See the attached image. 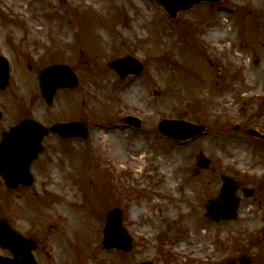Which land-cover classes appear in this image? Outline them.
<instances>
[{"label": "rangeland", "instance_id": "374dc122", "mask_svg": "<svg viewBox=\"0 0 264 264\" xmlns=\"http://www.w3.org/2000/svg\"><path fill=\"white\" fill-rule=\"evenodd\" d=\"M13 2L0 0V51L11 59L12 82L31 100L46 67L71 64L78 86L58 90L53 108L35 101V116L49 125L84 122L90 130L86 139H47L32 189L11 191L0 179V219L40 243L38 262L60 264L48 255L65 254L64 264H229L243 256L264 264V142L248 134L264 133V0L201 3L176 19L156 0ZM28 13L55 21L44 24L36 42H28ZM225 23L230 37L210 38ZM55 27H67L71 38L59 39ZM127 55L144 69L121 80L109 63ZM127 116L139 117L142 127L128 126ZM162 119L204 125L206 133L180 143L161 135ZM113 153L120 161L143 159L135 167L114 165ZM199 155L210 166L194 176ZM222 175L240 183L239 217L215 223L205 204L218 197ZM248 189L253 195L245 197ZM46 203L53 207L40 211ZM112 208H121L134 236L130 253L102 248ZM189 219L208 235L178 255Z\"/></svg>", "mask_w": 264, "mask_h": 264}, {"label": "water", "instance_id": "95a60500", "mask_svg": "<svg viewBox=\"0 0 264 264\" xmlns=\"http://www.w3.org/2000/svg\"><path fill=\"white\" fill-rule=\"evenodd\" d=\"M175 18L180 10H188L195 4L204 0H158ZM220 1V0H208ZM135 65V66H134ZM112 67L116 69L122 78H125L129 73H141L142 66L139 62L127 57L112 63ZM62 73L60 76L54 74ZM66 70L61 67L51 68L41 78L45 96L51 104L54 93L57 87L74 86L71 79L64 78ZM54 77V78H53ZM125 121L130 124H135L137 127L140 123L137 119L127 117ZM160 131L171 138L189 139L198 136L204 130L203 127L195 126L189 122L182 120H162L159 125ZM52 130L59 131L63 136H85L86 130L83 125L68 124L56 126ZM48 131L42 130L38 124L32 122H24L17 128H14L11 133L5 136V139L0 149V173L5 178L9 187H17L19 184L30 185L28 170L35 155L41 150L40 144L42 138ZM252 134L262 137L264 136L251 131ZM7 137V138H6ZM12 140L11 142H9ZM13 153V161L10 162L7 154ZM20 156V158H18ZM199 168H207L210 162L204 158L199 160ZM196 172H199L198 170ZM224 187L221 190L220 201L218 199L211 200L207 203V215L215 222L221 220H232L237 216L238 201L235 198V192L239 185L234 184L233 180L228 176H223ZM105 248H118L129 250L132 248L131 238L128 236L122 227V217L119 210L112 211L108 217V226L105 231ZM0 246L10 248L15 253L14 259L0 257V264H37L33 257L32 250L36 245L29 244L18 233L12 230L9 224L2 220L0 221ZM242 264H250L248 258L241 259ZM231 264L236 262L231 261ZM149 264V263H146Z\"/></svg>", "mask_w": 264, "mask_h": 264}, {"label": "bare ground", "instance_id": "6f19581e", "mask_svg": "<svg viewBox=\"0 0 264 264\" xmlns=\"http://www.w3.org/2000/svg\"><path fill=\"white\" fill-rule=\"evenodd\" d=\"M20 1L21 0H14L13 4L16 7H20V5H19ZM28 16L29 17H27L23 21V23L25 24L26 29L29 32V40H28V42H36V41H38L36 39V36L39 35L43 31L44 24H50L51 21L53 23H55L53 18L49 19L48 21H46V20L42 21L38 16H35L33 14L28 13ZM226 24L227 23H225L223 25V29L221 31H219V30L211 31L210 32V38H214L215 40L216 39H218V40H226L228 37H230L231 30L229 28H227ZM54 29H55L54 34L59 39L64 40V41H68L71 38V32L69 31V29L67 27H63V28L55 27ZM241 58H242V56H241ZM257 77L258 76H252L251 77V80H252L251 82H254L256 79H258ZM250 97L253 100L255 98V95L254 94L248 95V98H250ZM113 136H114L113 134L107 136V138L105 139V143L106 144H110L111 141H113ZM137 151H138V149H137ZM111 158L114 160V163H113L114 165H117V163L120 161V157H118V155H116L115 153H113L111 155ZM142 159L143 158H137V157L134 156V154L133 155L131 154L130 158L127 156L125 159L122 158L121 161H127V162H129L131 164V166L135 167V165L140 163L142 161ZM126 170L127 169H122L121 171H126ZM169 183L173 184L172 181H169ZM60 209H61V207H60ZM249 211H251V208H247V209L245 208L244 209V213L245 214L248 213ZM132 213L136 214L137 212H136V210H134ZM189 220H190L189 224H190V227H191L192 230H191L188 238L186 237L187 239H181V241H182V244L180 245L181 252H180V250L176 249V252H180L181 255H182V250H185V253H186V249H185L186 245H188V247L191 249V248H193V246H194V244L196 242H198V241L200 242V239L203 240L208 235L207 233H204V232L200 233V230H199V228L197 226V223H196L195 219H189ZM70 222H71V224L74 223L73 219ZM190 242L192 243L191 245L188 244ZM189 258L191 260H196L197 254L191 255Z\"/></svg>", "mask_w": 264, "mask_h": 264}, {"label": "flooded vegetation", "instance_id": "af4514ba", "mask_svg": "<svg viewBox=\"0 0 264 264\" xmlns=\"http://www.w3.org/2000/svg\"><path fill=\"white\" fill-rule=\"evenodd\" d=\"M12 87V88H11ZM34 94L36 95V98L32 100L29 103L28 97L24 95V92L22 93L20 89L17 86H12V83L10 81L9 86L5 90H0V141L2 138V135L10 130L12 126L16 125L20 121L27 119V118H35L36 108H40V105L37 106V103L35 101H38V103H41L43 105L44 98L42 96V93L40 90L38 92H35V85H34ZM41 99V101H40ZM10 110H13L16 113V117L11 116L9 113ZM37 119V118H36ZM47 126L49 124L45 123ZM57 136L56 134H50L45 138V141L51 136ZM58 137V136H57ZM46 148L48 150V147L46 145ZM41 156L36 159L34 162V167H38V163L41 160ZM23 190L24 188H20ZM59 232V230H58ZM65 236L68 237V233L65 232ZM62 237V236H61ZM56 243V242H55ZM40 246V243L38 242V247ZM64 256L61 254H58L53 257V259L56 261H60V264H64ZM48 258H51L48 256Z\"/></svg>", "mask_w": 264, "mask_h": 264}]
</instances>
